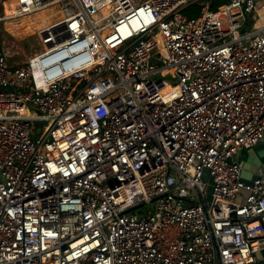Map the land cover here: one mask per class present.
<instances>
[{"label":"built area","instance_id":"obj_1","mask_svg":"<svg viewBox=\"0 0 264 264\" xmlns=\"http://www.w3.org/2000/svg\"><path fill=\"white\" fill-rule=\"evenodd\" d=\"M194 1L0 0L61 14L26 61L0 45V264L254 261L264 0Z\"/></svg>","mask_w":264,"mask_h":264},{"label":"rangeland","instance_id":"obj_2","mask_svg":"<svg viewBox=\"0 0 264 264\" xmlns=\"http://www.w3.org/2000/svg\"><path fill=\"white\" fill-rule=\"evenodd\" d=\"M205 1L203 0V2ZM262 3L263 0H257V4ZM54 9H57V7L38 11L31 18L29 15H25L15 19L0 21V45L7 51V58L10 64L26 61L27 57L42 49L41 44L38 42V29L60 17V12L54 11ZM40 15L48 17L37 21ZM157 75H162L169 80L172 78L168 69H162V72Z\"/></svg>","mask_w":264,"mask_h":264},{"label":"crops","instance_id":"obj_3","mask_svg":"<svg viewBox=\"0 0 264 264\" xmlns=\"http://www.w3.org/2000/svg\"><path fill=\"white\" fill-rule=\"evenodd\" d=\"M208 2H210V0H208ZM263 10L264 8L261 10L264 15ZM29 16L30 18L33 17L32 15ZM44 16L40 15L38 18H44ZM237 155L241 165V176L243 179L251 180L257 175L264 174V138L253 146L240 150ZM261 167L263 168V173L259 174L258 170ZM246 264H264V246L256 252L254 261Z\"/></svg>","mask_w":264,"mask_h":264},{"label":"trees","instance_id":"obj_4","mask_svg":"<svg viewBox=\"0 0 264 264\" xmlns=\"http://www.w3.org/2000/svg\"><path fill=\"white\" fill-rule=\"evenodd\" d=\"M227 0H210L209 7L216 8L218 5L226 2ZM203 0H195L191 5L183 9L184 13L187 15H196L199 10V6L202 4Z\"/></svg>","mask_w":264,"mask_h":264},{"label":"bare ground","instance_id":"obj_5","mask_svg":"<svg viewBox=\"0 0 264 264\" xmlns=\"http://www.w3.org/2000/svg\"><path fill=\"white\" fill-rule=\"evenodd\" d=\"M105 8H106V7H105ZM25 15H28V14H25ZM25 15H22V16H25ZM35 75H36L37 78H39V76H40V72H38V71L36 70Z\"/></svg>","mask_w":264,"mask_h":264},{"label":"water","instance_id":"obj_6","mask_svg":"<svg viewBox=\"0 0 264 264\" xmlns=\"http://www.w3.org/2000/svg\"><path fill=\"white\" fill-rule=\"evenodd\" d=\"M258 173L259 174L263 173V168L262 167L258 170ZM263 181H264V177H263Z\"/></svg>","mask_w":264,"mask_h":264}]
</instances>
